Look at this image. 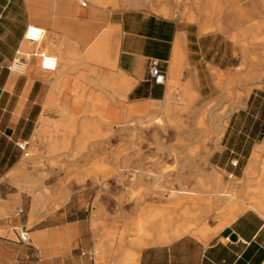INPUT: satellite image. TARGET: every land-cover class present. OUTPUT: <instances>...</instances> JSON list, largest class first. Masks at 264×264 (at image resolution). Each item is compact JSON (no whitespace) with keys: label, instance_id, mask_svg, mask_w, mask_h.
<instances>
[{"label":"crops","instance_id":"obj_1","mask_svg":"<svg viewBox=\"0 0 264 264\" xmlns=\"http://www.w3.org/2000/svg\"><path fill=\"white\" fill-rule=\"evenodd\" d=\"M117 1V5H105L92 0L82 7L75 0H0V264H128V259L135 258L138 264H264V197L257 189L251 192L255 200L250 202L257 207L248 206L247 198L248 184L258 188L261 182L254 169L262 167V161L254 154L264 155V83L249 90L241 80L233 90L239 63H234L238 57L224 34L202 33L197 23L179 14L122 8L123 1ZM31 23L43 26L46 33L40 43H33V57L22 56L19 52ZM104 32L106 47L91 53ZM234 33L229 37L235 38ZM42 50L61 53V67H68L64 77L57 79L40 69ZM238 50L244 53V46ZM154 60L166 71L164 84L150 75ZM23 63L24 71L16 69V64ZM64 88L68 90L60 91ZM46 101L68 105L72 150H77V138L111 127L113 138L107 150L112 155L107 163L114 169L122 167L118 152L133 157L138 151L133 144L120 142L122 130L135 119L159 112L192 123L227 124L220 148L213 149L208 164L197 161L192 174L173 175L171 191L183 198L177 224H168L174 205L168 194L148 198L142 210L135 203L121 207L125 188L116 175L106 183L89 176L81 181L68 178V202L42 216L26 208V194L19 187L25 180L11 173L18 172L25 155L18 144L27 141L29 146L41 115L56 110L45 109ZM224 107L228 110L221 112ZM192 131L197 134L198 128ZM140 150L144 157L158 151L146 143ZM90 156L68 161V166L90 167L94 162ZM142 162L148 166V161ZM148 183L140 181L144 186ZM232 191L239 198L230 199ZM209 208L213 210L207 223L195 226L207 231L208 238L188 231L170 242L154 241L170 228L193 224L195 218L187 212L194 211L200 218ZM155 211L160 214L154 226L144 217ZM141 221H146L144 229L153 233L152 239L140 233ZM21 227L29 229V244L17 239Z\"/></svg>","mask_w":264,"mask_h":264},{"label":"rangeland","instance_id":"obj_2","mask_svg":"<svg viewBox=\"0 0 264 264\" xmlns=\"http://www.w3.org/2000/svg\"><path fill=\"white\" fill-rule=\"evenodd\" d=\"M91 1L89 0L90 4H92ZM122 1L124 3V7L122 8L138 7L170 16L179 14L181 19L197 23L202 33L220 32L224 34L232 44L234 54L238 57V59H234V63H239L238 73L233 76L232 80L233 90L240 84L241 80L243 85H248L249 90L260 87L255 84L257 79L254 77L257 73L256 71L260 72L264 70V0ZM164 5L169 7L167 13H162L158 10V8ZM219 9L220 11H218ZM205 22L211 27V31L207 32L203 30ZM222 26L223 30H219ZM233 32L236 33L233 34L235 35L234 39L231 37L232 41L229 34ZM242 45L244 46V53L236 51V48ZM23 51L26 54L29 52L28 50H24V48ZM175 88L176 84H173V90ZM63 90H68V88L61 89L60 91ZM240 94L238 93V97H240ZM57 100L55 98L56 102ZM63 105L53 103L51 106H47L46 101L45 109L54 107L56 110H46V115H41V117H47L46 122L48 124L42 127L43 132L40 134L39 128L42 125L40 117L39 124L41 125L38 124L37 133L25 150V152L29 153V156L24 155L21 163L25 169L11 173L13 178H17L19 175L25 180L24 184L19 187L26 194V208H33L34 201L38 200L42 205L37 206V213H41L42 216L65 206L68 202V178L81 181L83 177L89 176L96 180L101 178L106 183L109 178L116 175L125 188L124 194H122L119 201L121 207L129 203H135L142 210L144 209V205H147L146 201L148 198H156L168 194L169 198L174 202V205L169 209V221H171V224L169 222L168 224L169 226L177 224L179 220L178 206L182 204L183 198L182 194L177 191H171V188H175L173 175L192 174L193 164L197 161H200L202 165L208 164L209 156L213 149L220 148V140L223 133V131L221 133V130H224V126L227 124V121H218L216 123L215 121L208 120L192 123V121L184 119H171L168 118L167 114L159 112L152 113L153 115L149 114L143 119L138 118L142 121L135 119L126 124L128 127L132 125L131 128L128 129L127 127V130H122L120 142L122 144H133L138 151L135 154L132 153L134 154L133 157H125L128 154L125 151L118 152L116 156L117 159L120 158L122 160V167L114 169L107 163V160L112 155V152L107 149L108 147L110 148L112 143L113 129L110 127L105 131L98 130V135L88 140L85 144L84 137L77 138V150H72V147H74V136H68V111L66 114L59 111V107ZM66 106L68 108V105ZM227 110L224 107L221 109V112H226ZM157 117L162 121L163 128L155 136L154 127L147 126L151 120H156ZM149 118L151 119L148 120ZM62 122H65L67 125L63 126ZM55 127L56 130L54 129ZM192 127L198 128V131H195L197 134H193ZM215 132H218L219 137ZM47 133H55L54 144L46 138ZM173 133L176 134L173 135ZM145 143L156 146L158 151L144 157L145 154L140 149L141 145ZM162 147L165 150H161L163 149ZM88 148L93 151L88 152ZM96 149H101L102 151L95 152L94 150ZM88 154L93 155L89 158L94 161L90 164V167L68 166V161H79L81 158H87L86 155ZM254 158L262 161V167L254 169V175L261 182L258 188H254V185L251 183L248 184V203L251 200H255L251 192L253 190L256 191V189L260 191L264 186V184L262 185L264 179V155L262 153H255ZM144 159L148 161L147 167L142 165V160ZM132 160L135 162L133 161L132 163ZM159 173H163L164 175L160 176ZM128 179L131 183L126 185L124 182ZM143 179L149 181L148 185L144 186L140 184V181ZM167 181L169 182L168 185H166ZM202 186H205L206 190L209 189L208 185ZM182 189L186 188L182 187ZM186 196L190 198L194 197L193 194H187ZM230 196L232 200L239 198L235 191H232ZM156 210H159V208ZM212 210L210 208L207 209L200 218L196 217L194 211L187 212V215L190 218H195L193 225L198 227L199 224L207 223ZM159 214L160 212L156 214L155 211L153 215L146 216L144 219H148V224L155 226V222L152 219L157 220ZM30 226L31 223L29 224ZM141 230L139 231L142 232Z\"/></svg>","mask_w":264,"mask_h":264},{"label":"bare ground","instance_id":"obj_3","mask_svg":"<svg viewBox=\"0 0 264 264\" xmlns=\"http://www.w3.org/2000/svg\"><path fill=\"white\" fill-rule=\"evenodd\" d=\"M89 1V0H88ZM125 1H128V0H125ZM96 2H100V3H103V4H105V5H107V4H113V5H117L118 4V1L117 0H96ZM196 2V1H195ZM158 10L160 11V12H162V13H167L168 11H169V7H167V6H161L160 8H158ZM218 11H220V9L218 10ZM222 11V10H221ZM218 15V14H217ZM198 16V15H197ZM196 19V18H195ZM115 29H117V28H115ZM203 30L204 31H210L211 30V27L208 25V23L207 22H205L204 24H203ZM116 33V32H115ZM116 34H118V33H116ZM106 38H107V32H104L97 40H96V42L91 46V49H90V51H91V53H98V52H101V50L104 48V47H106ZM234 38V37H233ZM38 45V44H37ZM35 46L36 45H34L33 43H31V42H29V41H27L26 39H25V41H24V45H23V48H24V50H28L29 52L26 54L24 51H23V48H22V50L20 49V52H19V55H26V56H28V57H33V53L35 52ZM113 47L115 48V49H117V47H118V35H115V38H114V42H113ZM42 51H45V50H42ZM238 52H239V50H238ZM51 53H53L56 57H57V61H58V67L56 68V70H54V71H45V70H43L42 69V67H41V59H40V57H39V60H40V69L42 70V71H45V72H48L49 74H51V75H54V76H56V78L57 79H61L62 77H64V75H66L67 73V66H64V67H61V62H62V55H61V53L60 52H51ZM88 58H90V59H100L101 57H94V56H90V57H88ZM264 63V62H263ZM259 64V63H258ZM261 64V63H260ZM263 66V65H262ZM24 67H26L25 65H24V63H23V65H18V64H16V69H18V70H20V71H24ZM264 67V66H263ZM262 70V69H261ZM257 73H256V75H255V78H258V80H257V82H255V84L256 85H258V86H261V84H262V82L264 81V70L263 71H261V72H258V71H256ZM173 73V72H172ZM172 83L174 84L175 83V80H172ZM125 85V82L123 81L122 82V85ZM173 88V87H172ZM172 92V91H171ZM52 100V99H51ZM47 106H51V101L50 102H48V104H47ZM59 111L61 112V113H63V114H66L67 113V111H68V108H67V106L66 105H63V106H61V107H59ZM153 115V114H152ZM151 115V116H152ZM151 116H149V117H151ZM158 116V115H157ZM67 117V116H66ZM47 118V117H46ZM46 118H44V117H41V122H42V125L41 124H39V125H41V127L39 128V133L41 134V132H43V129H42V127H44L45 125H47L48 123L46 122ZM152 118H154L153 116H152ZM141 119H143V118H141ZM151 118H149L148 120H150ZM65 120V119H64ZM67 120V119H66ZM139 121H142V120H140V119H138ZM163 120V119H162ZM150 122V121H149ZM162 121H160V119L157 117L156 118V120H151V122L149 123V125L147 126V127H151V126H153L154 127V135L156 136L157 135V133H158V131H162V125H163V123H161ZM63 123V122H62ZM68 123V122H67ZM136 123V122H135ZM145 123V122H144ZM143 123V124H144ZM58 125H60L59 123H58ZM63 126H65V125H67L65 122L62 124ZM223 125V124H222ZM141 126V125H140ZM57 127V126H56ZM56 127L54 128L55 130H56ZM145 127V126H144ZM218 127V126H217ZM222 127V126H221ZM46 128V127H45ZM216 128V127H215ZM45 130V129H44ZM46 131V130H45ZM220 131V130H219ZM222 131H223V129L221 130V133H222ZM216 133V132H215ZM220 133V132H219ZM217 135H218V132L216 133ZM215 134V135H216ZM223 134V133H222ZM43 135V134H42ZM41 135V136H42ZM44 135H45V133H44ZM98 135V130L97 131H95L94 133H88L87 135H86V137H84V144L86 143V142H88V140H90L91 138H93V137H96ZM37 136H39L38 134H37ZM218 137H219V135H218ZM46 138L48 139V140H50V141H52V143L54 144V142H55V133L54 134H52V133H47V135H46ZM67 141V140H66ZM52 144V145H53ZM83 144V145H84ZM65 145V144H64ZM19 170H18V172L19 171H23L24 169H25V167H24V165H20V167L18 168ZM159 175L160 176H162V175H164L163 173H159ZM259 194L261 195V196H263L264 197V186L262 187V189L259 191ZM39 205H42L38 200H35L34 201V204H33V208H34V211L36 210H38V207L37 206H39ZM248 206H255V207H257L256 206V204L254 205V203L253 202H250V203H248ZM264 210V209H263ZM234 216H235V214H233V215H230L228 218H227V221H225L226 223L227 222H229L228 220H231L232 218H234ZM36 219V218H35ZM155 223V225H157L158 223H157V221L155 220V219H152ZM34 221V220H33ZM225 222H223L222 224H220L219 226H217V228H215V230L214 231H218L222 226H224V224H225ZM169 223L171 224V221H169ZM146 224V221H141L138 225H139V229H142L141 231L142 232H140L142 235H144L145 237H147V238H153L154 237V235H153V233L152 232H150V231H147L146 229H144V225ZM155 230V229H154ZM190 232V231H192L193 233H195V234H197V235H200L201 237H203V238H208V235H209V233L207 232V231H201V230H199V229H197L196 227H195V225H193V224H190V225H188V226H186V227H181V226H175L173 229L172 228H170V230L168 231V232H162L161 234H159L158 235V238L157 239H155L154 241H156V242H170L172 239H174V238H176V237H179V236H181L182 234H184L185 232ZM128 264H138V260L135 258V259H128Z\"/></svg>","mask_w":264,"mask_h":264},{"label":"built area","instance_id":"obj_4","mask_svg":"<svg viewBox=\"0 0 264 264\" xmlns=\"http://www.w3.org/2000/svg\"><path fill=\"white\" fill-rule=\"evenodd\" d=\"M75 1L79 3V5H81L82 7H86L89 3L88 0H75ZM175 16L177 17L178 14H175ZM45 33L46 30L43 26L39 24L31 23L28 24L26 27L24 38L31 43H40L43 40ZM39 56L41 59V67L43 70L45 71L56 70V68L58 67V61H57V57L53 53L49 51H40ZM14 63L15 61L13 62L12 66H14ZM18 63L21 64L20 62ZM150 75L152 76L154 81L158 84H164L166 82V71L160 67L158 61L156 60H154L151 64ZM18 146L21 149L26 150L28 147V142L23 141L19 143ZM25 155L29 156V153L25 152ZM233 163L237 164V161ZM17 239L22 243L29 244L31 242V235L29 229L27 227L19 228L17 230Z\"/></svg>","mask_w":264,"mask_h":264}]
</instances>
